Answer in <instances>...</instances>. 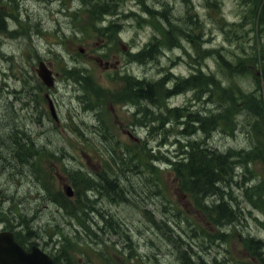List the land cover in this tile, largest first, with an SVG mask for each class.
Here are the masks:
<instances>
[{
    "label": "rangeland",
    "instance_id": "1",
    "mask_svg": "<svg viewBox=\"0 0 264 264\" xmlns=\"http://www.w3.org/2000/svg\"><path fill=\"white\" fill-rule=\"evenodd\" d=\"M164 1L169 8V17L177 18V22L183 21L187 3L197 5L205 31H200L199 37L193 40L182 32L171 41L163 38L165 31L162 22L165 20L159 4ZM207 1L210 8L204 7V0H118L121 8L118 15L114 18L107 15L103 22L97 23L80 6L81 0H0V11L6 16L5 25L11 30L0 33V46L12 56L11 61L0 62V116L2 118L6 115V120L17 121L9 115L7 108L12 106L15 111L19 109L30 129L41 136L48 149L55 153L51 156L42 154L40 171L54 175L52 182L56 188L62 189L65 182L69 183L63 172L65 164L66 167L82 166L92 173L102 171L104 153L101 148L104 139L97 133L93 134L92 125L104 124L121 145L136 144L140 148L141 144H146L153 153L159 155L154 160V173L146 172L150 179L145 175L146 179L137 176L134 171L130 174L128 171L119 172L122 179L128 177L133 183L134 190L128 196L131 200L112 203L102 198L100 201V207L107 208L131 228L132 234L138 239L137 243L133 238L132 247L128 248L122 241H112L115 237L111 236L113 244H103L102 253L90 246L74 247L77 264H186L179 253V247L172 245L166 234L148 221L149 216L158 224L162 223V219L170 222L173 227L183 222L184 231H189L188 223L192 228L196 226L205 230L209 237L218 235L210 219L213 211L197 210L188 196L179 191L172 169L163 163L164 155L176 152L174 133L170 132L164 137L160 132L159 138L155 139L157 135L152 133L153 130L148 131L136 124H133V128L130 121L134 122V117L122 107L126 102L131 103L130 97L127 94L120 95L121 90L118 93L123 84L119 76L125 73L149 82L162 77L163 88H169L197 68L214 74L223 87H230L225 91L226 96L230 97L238 91L254 92L256 99L249 97L245 99V104L257 109V112L255 115L247 109L238 115L231 112L229 125L223 115L219 127L212 130L208 137L202 134L209 146L220 150L238 149L250 152L251 156L235 165L229 180L230 189H227L231 193V198L227 196V199H232L241 217L232 223L222 224L219 229L225 232L224 235L217 236L219 238L212 242L209 239L198 241L193 237L192 248L205 257L207 264H262L258 256L254 255L249 238L260 239L264 244V82L261 84L254 78L257 76L254 67L256 60L252 55V50L257 56L258 50L261 53L264 48V18L257 27L249 25L248 34L244 38L235 40L231 35L227 39L223 30L224 20H234L236 13L239 19L246 13L243 3L240 0H215L218 6L215 8L213 0ZM112 18L116 27L110 31L108 38L102 34L103 30L99 26ZM120 28L118 34L116 31ZM153 36L157 41L154 57L137 60L134 52L152 40ZM257 38L259 43L262 40L258 50L255 45ZM128 50L134 52L129 53ZM55 54H59L63 62L73 60V65L86 69L100 92L98 97L91 95L95 108L86 103V94L83 95L79 84H74L75 81L61 71ZM239 56L245 58L241 66L236 64ZM220 58L230 65L222 66ZM39 60H44L53 72L58 73L55 86L51 89L40 84L37 77ZM39 84L41 87L38 90ZM182 88L183 92L168 98L161 90H156V100L145 106L157 109L154 106L157 105L162 112L178 106L199 111L209 104L208 96L203 97L200 92L196 94L187 85ZM13 90L20 92L16 100ZM45 93H49L55 103L59 122L49 113L46 100H43ZM236 99L237 105L242 106L243 99ZM23 103L28 105L25 107ZM210 104L205 108L207 112L215 108ZM74 126H78L82 133L79 134ZM137 138H141V141ZM143 157L148 159L146 154ZM36 183L29 175L14 180L3 177L1 184L13 193L18 192V198L25 202V207H36L33 218L40 224L53 222L57 219V209L48 206L42 199L37 201ZM145 209L151 214L146 215ZM158 214L162 216L161 219ZM58 218L61 219L59 215ZM149 226H153L156 233L146 232ZM173 230L175 233L178 228ZM115 247L124 252L121 253Z\"/></svg>",
    "mask_w": 264,
    "mask_h": 264
},
{
    "label": "trees",
    "instance_id": "2",
    "mask_svg": "<svg viewBox=\"0 0 264 264\" xmlns=\"http://www.w3.org/2000/svg\"><path fill=\"white\" fill-rule=\"evenodd\" d=\"M81 2H83L91 19L97 23L106 14L117 13L120 6L117 0H81ZM212 4L214 7H218L215 0ZM243 4L245 9L249 10L248 14L242 16L240 22H228L226 24L227 37H231V35L239 37L241 34L245 37L249 25L255 27L261 21L259 17L255 16V13L259 6L262 14L264 3L261 5L258 1L243 0ZM159 5L163 9L165 21L162 24L166 40L171 41L180 32L193 39L199 36L197 32L199 31L200 22L196 15H190L186 11L183 21L177 22V18L175 20L169 17V8L165 1ZM108 23L107 26H100V29L103 30V32L101 30L102 34L109 38L110 31L113 30V27H116V24L112 21ZM245 24L246 26H244ZM201 27L203 26L201 25ZM4 28V14L0 11V29L3 30ZM156 46V42H153L147 48L136 52L134 57L139 61L145 58L151 59L154 57L153 53ZM252 55L256 59L253 50ZM222 62L221 65L224 67L230 65L226 60H222ZM241 64L238 65L241 66ZM61 70L65 71V74H68L69 78L75 81V84H79L81 91L84 92L83 94H86L84 96L86 103H90L89 107L95 108L96 106L92 104L95 101L92 102L91 99L92 96L98 97L100 92L93 84L86 69L73 65L68 69V64H62ZM231 75H234V73ZM231 77L229 76V78ZM119 78L122 79L125 85L119 94L129 95V99L137 104L142 124L146 126L148 131L153 130L152 133L157 135L155 139L159 138L160 132L164 137L170 132L174 133L173 145L177 146L176 152H171L169 156L164 155L163 158L174 171L180 191L189 194L194 206L203 211H209L207 209L213 211L210 219L215 226L214 228L217 229L218 235L209 237L210 235L205 230H200L196 226L192 228L188 223L189 231H184L183 222L173 227L170 222H164L163 219L161 224L156 223L152 216H149V221L166 234L172 245L179 247L183 262L186 264H207L205 257L193 250L194 245H192L191 239L193 237L198 241L209 239L208 241L212 242L225 233L219 227L239 220V217H241L239 209L231 202L232 199H227V196L231 198V193L227 189L230 187L229 180L234 173L235 165L248 159L251 154L238 149L220 150L209 146L203 140L202 134L208 137L212 130L219 127V121L223 115L227 120V125H229L231 112L238 115L242 110L247 109L255 115L257 109L245 104V99L249 97L256 98L254 94L243 91H238L237 94L233 92L230 97L226 96L225 91L230 87H223L214 74L202 72L199 68L175 81L169 88H163L161 83L164 78L162 77L155 82H149L144 78H136L129 74H124ZM183 85H187L188 89L196 91V94L200 92L203 97L208 96L209 104L211 103L210 105H214L215 108L207 112L208 110L205 108L209 104L199 111H192L190 108L178 106L162 112L157 105H154L157 109L145 106L147 103L153 104L152 101L156 100V90H161L164 96L169 97L183 92ZM12 92L15 94L16 100L17 93L15 90ZM234 97L243 99L242 106L237 105L238 100H235ZM19 99L21 100V98ZM11 103H9V106ZM25 105L28 104L23 103V106ZM7 110L9 115L17 121L6 120V115L2 118L0 116V217L4 219L5 226L13 230L18 241L23 244L30 243L31 239H40L43 242L50 243L49 246L54 251V259L58 264H75L74 247L92 246L94 244L96 250L99 245L107 244L111 239V235L127 245L131 244L129 242L130 234H132L131 228L125 227L126 224L107 208L100 207V201L103 197H108V200L112 203L131 200L128 196L130 191L134 190L133 183L128 177L122 179L119 172L128 171L127 173L130 174L134 171L137 176L140 175L144 178L145 175V177H148L147 173H154V160L159 155L146 150L144 144L140 148L136 144L133 146L121 145L106 130L104 124L92 125L90 127H93V134L97 133L104 139L103 148L105 149L101 148V151L103 150L105 154L102 155L104 167L101 172L92 173L84 170L82 166L66 167V164L63 163L65 164L63 166L64 175L70 180L75 189L74 197L68 198L61 188H56L53 185L54 175L46 171H40L42 154L46 153L47 156H51L55 153L48 149L41 136L30 129L25 118L20 115L19 109L15 111L11 106ZM235 114L234 117H236ZM173 128H175V131H173ZM164 137L163 140H165ZM144 154L148 156L147 160L144 159ZM29 175L30 178L35 179V183L37 182L35 190L37 201L42 199L48 206L56 208L58 212L57 221H47V224H40L33 218L36 207L32 205L29 208L25 207V202L18 198V192L13 193L1 184L3 177H10L11 180H14ZM58 215L61 217L60 220ZM176 227L178 230L174 233L173 229ZM146 232L151 231L147 228ZM143 238H145V235H143ZM249 241L252 243V250L264 264L262 240L249 238ZM97 251L101 252V250Z\"/></svg>",
    "mask_w": 264,
    "mask_h": 264
},
{
    "label": "water",
    "instance_id": "3",
    "mask_svg": "<svg viewBox=\"0 0 264 264\" xmlns=\"http://www.w3.org/2000/svg\"><path fill=\"white\" fill-rule=\"evenodd\" d=\"M37 74L47 85H53L51 70L42 61L37 67ZM50 109L53 112L52 106ZM66 193L71 195V188L65 186ZM0 264H55L45 253L37 246L33 245L29 251L22 247L13 239L9 231H0Z\"/></svg>",
    "mask_w": 264,
    "mask_h": 264
},
{
    "label": "bare ground",
    "instance_id": "4",
    "mask_svg": "<svg viewBox=\"0 0 264 264\" xmlns=\"http://www.w3.org/2000/svg\"><path fill=\"white\" fill-rule=\"evenodd\" d=\"M118 1V0H117ZM123 1V0H122ZM117 4V3H116ZM120 4V3H119ZM199 31H203V28L202 27H200L199 28ZM198 31V32H199ZM259 32V31H258ZM262 32V31H261ZM260 32V33H261ZM263 34V33H262ZM261 35V34H260ZM264 35V34H263ZM163 38H165V36L163 35ZM162 37H161V42H163L162 41V39H163ZM260 38V37H259ZM154 39H155V36H154ZM262 39H264V38H262ZM164 40V39H163ZM262 41V40H261ZM260 41V42H261ZM157 42V41H156ZM263 43H264V41H263ZM157 44V43H156ZM245 60V58H243L242 56H239L238 58H237V61H236V64H239V63H242L243 61ZM252 61V59H250V61L249 62H251ZM246 62V61H245ZM23 82H25V80H23ZM129 85V84H128ZM131 85V84H130ZM52 101V100H51ZM52 103H54V102H52ZM55 104V103H54ZM135 120L138 122V123H142V120H141V118H140V116H135ZM201 120V119H200ZM195 121V120H194ZM76 129H78V130H80V128L78 127V126H74ZM145 147V149L146 150H149V152H152V150H150V147L148 146V145H146V146H144ZM148 147V148H147ZM66 187H70L71 188V192H72V194L71 195H68L67 193H66V190H65V187H62V191L64 192V194L66 195V197H68V198H72V197H74V194H75V189H74V186H73V184L72 183H67V184H64ZM103 198H105V199H109L108 197H103ZM144 212H145V214L146 215H150L151 214V212L149 211V210H147V209H145L144 210ZM124 223V222H123ZM125 227H128V225H125ZM133 238L135 239V241H136V238L134 237V236H132V238H131V240H130V243L131 244H129L130 246H132V241H133Z\"/></svg>",
    "mask_w": 264,
    "mask_h": 264
},
{
    "label": "flooded vegetation",
    "instance_id": "5",
    "mask_svg": "<svg viewBox=\"0 0 264 264\" xmlns=\"http://www.w3.org/2000/svg\"><path fill=\"white\" fill-rule=\"evenodd\" d=\"M254 1H255V2L258 1V3L261 4V5H263V3H264V0H254ZM241 3H243V2H241ZM256 12L258 13V15H260V14H259L260 12H259L258 8H257V11H256ZM263 12H264V10H263ZM262 16H263V13H262ZM262 18H264V16H263ZM259 63H264V60L261 59V60L259 61Z\"/></svg>",
    "mask_w": 264,
    "mask_h": 264
}]
</instances>
